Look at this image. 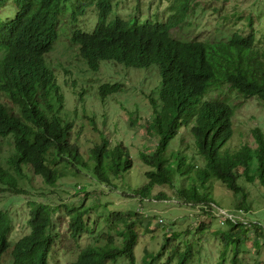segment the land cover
<instances>
[{
  "label": "trees",
  "instance_id": "16d2710c",
  "mask_svg": "<svg viewBox=\"0 0 264 264\" xmlns=\"http://www.w3.org/2000/svg\"><path fill=\"white\" fill-rule=\"evenodd\" d=\"M6 1L0 0V11ZM12 1L13 16L0 20V139H10L12 147L11 154L3 159L7 169L0 163V195H6L4 204L25 195L34 197L29 194L28 174L53 188L66 176L60 173L62 168L73 169L71 174L75 175L85 171L99 186L115 190V182L133 167L127 147L121 142L111 146L107 138L101 137L87 153L80 152L71 141L76 125L67 116L61 84L47 63L58 34L59 9L62 5L67 8L64 0ZM172 1L177 7L171 6L173 11L167 22H145L138 27L118 19L106 22L110 0H97L101 12L94 31L73 32L70 45L76 47V57L86 72L97 73L101 67L114 66L127 72L153 67L159 77L157 98L152 94L145 98L151 116L143 132L155 141L150 153H138L140 162L147 167L143 173L145 183L130 190L129 195L143 201L153 194L154 188L170 186L179 201L205 207L201 210L207 209L210 216L221 209L202 188L214 180L230 192L234 213H247V191L241 180L264 192V130L252 129L254 148L246 144L231 148L228 142L234 137L235 109L226 91L229 88L244 100L255 99L264 107V61L260 52L264 27L259 30L251 26L246 34L234 32L227 41L213 44L177 41L168 32L185 19L190 0ZM120 74L113 83L99 87L101 101L123 91L125 76L121 80ZM208 93L213 99L202 101ZM74 94L79 97L75 102L81 99V92ZM181 129L188 131L186 138L179 135ZM22 179L24 187L18 184ZM185 181L190 185L184 186ZM27 206L23 220L27 232L17 240L12 237L11 218L0 209V264L5 256L10 264H49L62 253V238L53 231L57 209L32 200ZM87 212L79 207L67 212L66 232L71 240L77 241L86 231ZM220 217L228 230H214L211 234L224 240L222 260L229 248L228 239L236 242L232 245L231 264H235L238 250L244 248L246 241L255 248L264 244V224L259 219L243 223ZM110 219L109 231L100 238L93 236L95 241L104 240V244L86 245L70 264H106L118 258L137 264L136 228L142 226L144 216L117 212ZM120 227L130 235L123 248L110 250L108 244ZM206 230L210 229L202 224L196 228ZM172 236L176 238L177 234ZM171 240L165 235L168 246H174ZM175 250L177 247H170L169 253ZM158 257L144 249L140 264H153ZM191 257L190 250L179 251L176 264H188Z\"/></svg>",
  "mask_w": 264,
  "mask_h": 264
},
{
  "label": "rangeland",
  "instance_id": "374dc122",
  "mask_svg": "<svg viewBox=\"0 0 264 264\" xmlns=\"http://www.w3.org/2000/svg\"><path fill=\"white\" fill-rule=\"evenodd\" d=\"M171 6H176L172 0H112L110 11L117 14L121 19L128 20L133 16L149 18L151 20L168 19ZM95 7H86L79 22L72 21L69 17L59 27V37L54 43L53 50L47 57V63L54 69L57 81L61 84L64 107L69 113L67 116L76 125L71 134V141L78 145L81 153H87L95 142H100L101 137L107 138L113 146L123 143L133 160L132 169L116 182V189L111 190L98 185L87 172L71 174L73 169H60L62 175L55 187L48 188L41 178L30 174L29 194L15 198L4 204L5 196L0 195V209L5 210L12 220V237L17 240L26 234L23 220L28 211L27 202L33 201L46 203L57 209L53 217V231L59 234L62 253L55 255L49 264H70L76 258L80 249L86 245L101 246L104 240L95 241L93 236L100 238L109 231L111 215L121 213L124 215L140 213L145 220L140 228H136V240L134 255L137 264L143 255V250L155 255L153 264H176L179 251H191L192 257L188 264H231L233 258L232 245L235 239L226 240L228 249L225 257L221 259V249L224 240L211 234L214 230H228L225 228L223 217L235 218L243 223H251L259 219L264 224V192L261 187L250 185L242 179V185L247 191L249 210L234 213L231 207V194L214 180L206 182L202 191L209 198H213L219 210L209 216L205 207H192L185 205L176 198L173 187L154 188L153 194L140 200L129 195L130 190L141 187L145 183L143 173L146 166L138 157L140 152L150 153L153 150L154 139L147 137L143 132V126L151 116V109L147 104L146 96L157 98L159 77L148 69L140 71L130 69L129 72L120 66L103 68L97 72H86L79 58L76 57V47L67 42L70 32L74 29L90 32L96 22ZM171 9V10H170ZM71 13V7L62 9L61 12ZM188 14L181 25L170 31L171 37L177 40H199L208 43L215 41H227L232 33L240 31L246 34L251 26L262 30L264 27V0H190ZM3 15V14H2ZM249 23L251 25L249 26ZM242 30V31H241ZM261 58L264 61V46L260 49ZM124 81L123 91L114 98L112 96L100 100L99 87L103 83H113L117 74ZM75 86V89L72 87ZM81 92V99L74 93ZM213 92V91H211ZM230 104L234 106V137L229 140L231 148L246 144L254 148L255 144L251 136L252 129L264 130V107L255 99L244 100L229 88L226 91ZM208 93L202 101L212 100ZM136 111V112H135ZM82 125V127H79ZM180 136L186 138L189 133L181 129ZM174 145H177L175 142ZM175 147V146H174ZM12 152L11 140L0 139V163L4 164ZM21 186H25L22 179ZM190 185V182L185 181ZM80 187V188H78ZM76 189V191H75ZM46 195H42V194ZM160 195V196H159ZM164 195L166 198L161 197ZM74 207L88 210L84 215L86 231L77 241L70 239L66 232L69 216L67 212ZM228 216H225V214ZM232 214V215H231ZM220 215V216H219ZM234 216V217H233ZM161 220L162 223H159ZM199 224L210 230L196 231ZM247 226V225H246ZM172 234H177L173 238ZM129 233L120 227L114 239L109 242L110 250L123 248L129 237ZM165 235L171 243L177 247L173 253L169 248L174 247L165 242ZM252 235V233H250ZM254 238L255 236L252 235ZM58 238V239H59ZM175 239V240H174ZM243 240H240L242 242ZM235 264H264V244L255 248L251 241H246L244 248L238 250ZM1 264H10L9 258L4 257ZM106 264H127L125 258H118L115 262Z\"/></svg>",
  "mask_w": 264,
  "mask_h": 264
},
{
  "label": "clouds",
  "instance_id": "9594fccd",
  "mask_svg": "<svg viewBox=\"0 0 264 264\" xmlns=\"http://www.w3.org/2000/svg\"><path fill=\"white\" fill-rule=\"evenodd\" d=\"M111 1L112 0H110V4H109V8H108V13H107V16H106V22H111V21H113V20H115V19H118V20H121V21H123V22H127V23H135L136 24V26H138V27H141V26H143V24L145 23V22H149V23H151V24H155V23H164V21L163 20H161V19H157V20H151V19H149V18H143V17H140V16H133V17H131V18H129L128 20H123V19H121L117 14H112L111 13V11H110V7H111ZM169 1V0H168ZM5 4H4V6H3V8L1 9V11H0V20H3V19H5V18H11L12 16H13V10H14V2L12 1V0H8V1H6V2H4ZM64 4H66V7H71V13L70 12H68V11H63V12H61L62 11V9H66V8H63V5L60 7V9H59V14H58V17H57V32H58V34H57V38L59 37V34H60V32H59V27H61L62 26V24L64 23V19L66 18V17H69L72 21H74V22H79L80 20H81V16H83V14H84V9L86 8V7H95L94 9H93V11L95 12V16L97 17L96 18V22H95V25H94V27H93V29L90 31V32H92V31H94V29H95V27H96V25L98 24V22H99V20H100V12H101V9L98 7V4H97V0H64ZM79 6V8H76V7H78ZM172 9V8H171ZM170 9V10H171ZM189 13V12H188ZM3 14V15H2ZM170 14H171V12H170ZM171 15H169L167 18L169 19V17H170ZM167 19V20H168ZM167 20L165 21V22H167ZM185 20V19H184ZM183 20V21H184ZM183 21L179 24V25H181L182 23H183ZM179 25H177L176 27H178ZM175 27V28H176ZM174 29V28H173ZM173 29H171L170 31H172ZM75 31H77L76 29H74V30H72L71 32H70V34H69V36H68V39H67V42L70 44V41H69V39H70V37H71V34L73 33V32H75ZM78 31H81V30H78ZM170 31L168 32V35H169V37L171 38V39H174L173 37H171V35H170ZM83 32H86V31H83ZM90 32H88V33H90ZM57 38L55 39V41L57 40ZM174 40H177V39H174ZM177 41H181V42H191V41H194V40H190V41H185V40H177ZM196 41H199V40H196ZM201 42H204V43H207V44H213V43H208V42H206V41H201ZM216 43L217 42H221V41H218V40H216L215 41ZM55 43V42H54ZM54 43H53V46H54ZM52 52V51H51ZM50 55V54H49ZM149 69H151V70H153V72H154V68L152 67V68H149ZM137 70H140V71H143V70H141V69H137ZM148 70V69H147ZM155 73V72H154Z\"/></svg>",
  "mask_w": 264,
  "mask_h": 264
},
{
  "label": "built area",
  "instance_id": "2783aa9c",
  "mask_svg": "<svg viewBox=\"0 0 264 264\" xmlns=\"http://www.w3.org/2000/svg\"><path fill=\"white\" fill-rule=\"evenodd\" d=\"M224 214H225V213H224ZM225 216H228V215L225 214ZM227 218H228V217H227ZM159 223H162L161 220H159Z\"/></svg>",
  "mask_w": 264,
  "mask_h": 264
}]
</instances>
